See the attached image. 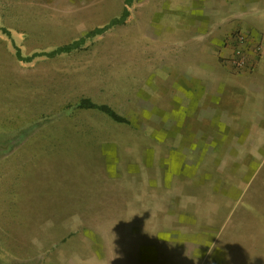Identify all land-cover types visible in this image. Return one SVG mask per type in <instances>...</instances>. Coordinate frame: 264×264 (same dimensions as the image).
I'll list each match as a JSON object with an SVG mask.
<instances>
[{
    "label": "rangeland",
    "instance_id": "rangeland-1",
    "mask_svg": "<svg viewBox=\"0 0 264 264\" xmlns=\"http://www.w3.org/2000/svg\"><path fill=\"white\" fill-rule=\"evenodd\" d=\"M196 4L134 0L25 62L125 0H0V264H264V64H221L207 33L236 21Z\"/></svg>",
    "mask_w": 264,
    "mask_h": 264
},
{
    "label": "crops",
    "instance_id": "crops-1",
    "mask_svg": "<svg viewBox=\"0 0 264 264\" xmlns=\"http://www.w3.org/2000/svg\"><path fill=\"white\" fill-rule=\"evenodd\" d=\"M181 1V0H180ZM193 3H197L196 5H201L202 13L200 15H193L194 20H197V24L199 26H206L209 24L214 23V19L216 18L215 14L220 15V5L225 7L224 9L227 11V9H230V13H227L229 17H226V21H232L235 20L236 24L233 28H231L229 31H225L223 33L219 32V23L212 25L215 27V32L207 33L208 42L215 43L213 46H204V49H207L210 53H213L217 60L225 65L229 71H232L230 67L224 63V58L228 57L231 54V48L232 46L229 43V37L230 34L233 33V31L241 30L240 26L248 25V30H245L246 33L250 34L252 39L257 42H261L262 48L264 50V31L258 26V24L255 23L256 18L248 15V17H245L244 15V9L246 7H251L252 10H254V5H251L254 3V0H191ZM264 1V0H263ZM235 5V6H234ZM235 8H234V7ZM233 9H235V13H233ZM214 49V50H212ZM222 59V60H219ZM264 64V53L261 56V58L255 63L254 67L252 68L251 73L255 74L258 72V70L261 68L260 65ZM249 71V72H250ZM253 80V79H252ZM253 84V83H252ZM254 87V86H253Z\"/></svg>",
    "mask_w": 264,
    "mask_h": 264
},
{
    "label": "trees",
    "instance_id": "trees-1",
    "mask_svg": "<svg viewBox=\"0 0 264 264\" xmlns=\"http://www.w3.org/2000/svg\"><path fill=\"white\" fill-rule=\"evenodd\" d=\"M132 1H134V0H125V6H124L121 14L118 17L112 18L110 21H108L106 24H104L102 26L92 28L84 36H82L78 39H75L69 43L57 46L50 51L34 52L31 55L26 56V57H23L20 54L19 49L16 48V53H15L16 58L20 61L30 62L33 59L40 57V56H46V57L53 58V57L58 56L60 54L69 53V52H72L76 49H79L85 44V42L88 39L93 38V37L98 36V35H103L110 28H112L116 25L117 26L123 25L125 23L126 19L128 18V16L130 15L128 8L131 5ZM3 32L6 33L7 35L9 34L8 31L5 29L3 30ZM77 106L80 109L99 111L117 123L127 122L124 117H122L121 115L116 113L110 106H108L106 104L94 103L89 98H82L78 102Z\"/></svg>",
    "mask_w": 264,
    "mask_h": 264
},
{
    "label": "built area",
    "instance_id": "built-area-1",
    "mask_svg": "<svg viewBox=\"0 0 264 264\" xmlns=\"http://www.w3.org/2000/svg\"><path fill=\"white\" fill-rule=\"evenodd\" d=\"M228 41L232 46L231 54L224 58V63L236 73L252 70L260 54V43L254 41L250 34L242 31L231 33ZM248 50L250 55L247 57Z\"/></svg>",
    "mask_w": 264,
    "mask_h": 264
}]
</instances>
